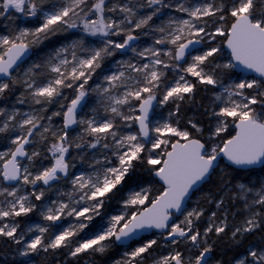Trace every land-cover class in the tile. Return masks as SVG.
Returning <instances> with one entry per match:
<instances>
[{
    "label": "snow or ice",
    "instance_id": "1",
    "mask_svg": "<svg viewBox=\"0 0 264 264\" xmlns=\"http://www.w3.org/2000/svg\"><path fill=\"white\" fill-rule=\"evenodd\" d=\"M0 264H264V0H0Z\"/></svg>",
    "mask_w": 264,
    "mask_h": 264
},
{
    "label": "trees",
    "instance_id": "2",
    "mask_svg": "<svg viewBox=\"0 0 264 264\" xmlns=\"http://www.w3.org/2000/svg\"><path fill=\"white\" fill-rule=\"evenodd\" d=\"M34 217H35V215L32 216V218H34ZM22 223H23V221H22ZM111 255H112V253L109 252V253L105 254V256L103 258L97 256L96 259H97V261H101V259L108 260Z\"/></svg>",
    "mask_w": 264,
    "mask_h": 264
},
{
    "label": "rangeland",
    "instance_id": "3",
    "mask_svg": "<svg viewBox=\"0 0 264 264\" xmlns=\"http://www.w3.org/2000/svg\"><path fill=\"white\" fill-rule=\"evenodd\" d=\"M33 222H39V218L37 216H35L34 218H32Z\"/></svg>",
    "mask_w": 264,
    "mask_h": 264
}]
</instances>
